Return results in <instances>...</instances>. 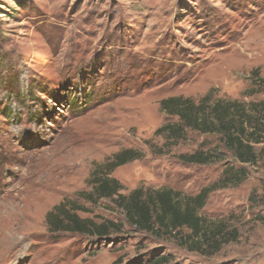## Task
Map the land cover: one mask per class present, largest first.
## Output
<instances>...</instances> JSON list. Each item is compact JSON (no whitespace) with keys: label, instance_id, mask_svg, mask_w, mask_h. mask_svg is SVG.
I'll return each instance as SVG.
<instances>
[{"label":"rangeland","instance_id":"1","mask_svg":"<svg viewBox=\"0 0 264 264\" xmlns=\"http://www.w3.org/2000/svg\"><path fill=\"white\" fill-rule=\"evenodd\" d=\"M206 96L264 101V0H0V264H264V144L254 166L240 165L217 135L186 130L171 144L157 134L177 122L162 100ZM129 149L142 157L110 175L123 195L195 196L226 165L242 170L199 212L236 240L189 252L136 231L108 200L77 197L91 191L95 167ZM214 149L221 162L179 159ZM65 201L87 211L81 219L123 229L52 233L46 215Z\"/></svg>","mask_w":264,"mask_h":264},{"label":"trees","instance_id":"2","mask_svg":"<svg viewBox=\"0 0 264 264\" xmlns=\"http://www.w3.org/2000/svg\"><path fill=\"white\" fill-rule=\"evenodd\" d=\"M159 106L163 113L177 118L176 123H167L157 131V134L166 136L167 142L177 143L186 130L217 135L235 162L251 166L257 163L255 147L264 144V101L247 105L238 101L210 102L206 96L198 103L189 99L168 98L162 100ZM141 157L139 152L130 149L114 154L109 161L94 168L89 180L91 191L80 192L77 197L93 205L108 200L115 210L123 213L126 223L136 231L156 239L172 240L176 246L189 252L213 255L222 246L236 240V231L210 224L199 212L204 208L209 194L240 184L245 178L242 170L226 165L223 177L195 196L184 195L171 188H139L123 195V187L110 175L117 168ZM222 158L216 149L179 157L182 162L192 165H210L221 162ZM78 212L87 211L77 201L60 203L46 215L49 230L52 233H73L101 239L123 229L122 225L110 220L96 224L92 220L81 219ZM168 259L164 256L147 264H166Z\"/></svg>","mask_w":264,"mask_h":264}]
</instances>
